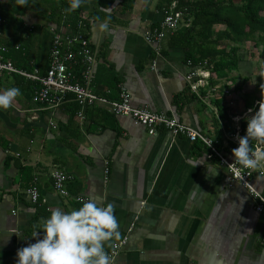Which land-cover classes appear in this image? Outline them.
Wrapping results in <instances>:
<instances>
[{"label":"crops","instance_id":"1","mask_svg":"<svg viewBox=\"0 0 264 264\" xmlns=\"http://www.w3.org/2000/svg\"><path fill=\"white\" fill-rule=\"evenodd\" d=\"M156 2L135 0L130 12L91 23L87 37L98 52L92 87L109 100L124 87L132 106L198 129L232 160L241 120L252 111L245 105L242 113L234 111L229 101L235 97L225 96L229 90L223 88L231 80L199 84V77L189 78L192 70L208 68L193 67L182 47L168 44L167 37L144 39L143 31L163 19ZM37 13H23L19 29L13 21L0 25V43H10L5 57L14 67L43 74L57 32ZM13 86L21 94L0 108V264H16L17 250L37 239L50 209L71 211L83 203L76 196H99L115 205L119 236L106 241L105 249L126 240L108 264H264V216L225 165L207 158L202 143L162 128L150 134L103 104L80 109L72 99L56 107L35 103L34 81L0 72V91ZM55 169L69 175V196L54 188ZM251 183L264 196V175H254ZM33 184L40 195L36 203L26 192Z\"/></svg>","mask_w":264,"mask_h":264},{"label":"trees","instance_id":"2","mask_svg":"<svg viewBox=\"0 0 264 264\" xmlns=\"http://www.w3.org/2000/svg\"><path fill=\"white\" fill-rule=\"evenodd\" d=\"M174 1V11L182 12L183 23L172 33L166 34L167 43L182 47L186 60L193 67L208 68L210 79L223 78L224 81L235 82L237 77L229 75L239 69L240 44L253 41L256 46H264V0H157L155 7L159 11L169 12ZM134 4L135 0H83L79 8L66 12L70 0H3L0 17L3 18L2 24L13 21L18 23L19 29L23 24V13L37 10L36 16H43L46 24L52 26L55 32L67 28L71 35L87 37L92 22L115 18L116 12L126 14ZM159 23L151 25L158 27ZM218 26H221L219 30L216 29ZM9 44H6L8 48L11 47ZM51 46L52 37L50 49ZM76 48L75 44L72 49ZM80 68L75 66L76 72ZM260 90L264 93V86ZM220 103L218 105L222 107ZM73 104L78 107L76 102ZM257 104L245 101L246 108L252 109V112L241 120V137L246 135L247 118L257 110ZM249 142L253 149L256 139L250 138ZM23 170L29 171L28 168Z\"/></svg>","mask_w":264,"mask_h":264},{"label":"built area","instance_id":"3","mask_svg":"<svg viewBox=\"0 0 264 264\" xmlns=\"http://www.w3.org/2000/svg\"><path fill=\"white\" fill-rule=\"evenodd\" d=\"M3 1L0 0V4ZM176 1L171 3L169 12H164L163 19L158 27L149 25L143 31V37L146 41L157 43L165 38L167 33H172L183 23V15L180 11H174ZM3 18L0 17V25H3ZM54 31V30H53ZM76 49H72L74 45ZM9 48L0 44V72L19 74L36 83L33 93V101L48 107H56L69 99L74 100L80 109L95 104L108 106L111 111L117 115H126L135 122L143 125L148 133L154 134L159 128L167 130L173 136H184L191 142H200L207 149V158H218L220 163L224 164L229 177L232 181L240 183L254 200V209L257 213L264 216V196L254 188L251 179L254 175H264V147L261 139H256L252 152L260 157V164L256 168H245L235 163V158L230 160L219 150L215 141L209 135L200 132L198 129L188 126L173 116L165 113L152 112L146 107H134L130 103L129 93L124 87H119L118 98L109 100L95 93L92 87L94 65L98 59L97 50L91 46L88 37L82 34H59L52 36V46L49 53V62L46 71L41 74L38 69L30 70L18 69L12 62L5 57ZM75 66H81L79 72H76ZM199 77L197 83L204 84L205 79L210 78L211 73L208 69H194L190 72L189 78ZM250 110V108H248ZM247 110L248 112H251ZM252 110V109H251ZM83 118L82 112L77 114ZM241 137V136H240ZM239 142V137L236 139ZM105 173L108 170L105 169ZM54 188L63 196H69L70 193L65 187L69 175L61 170L55 169L52 174ZM33 203L38 202L39 192L35 184L27 189ZM86 198L81 196L74 197L77 202H83ZM126 238L123 239L125 241ZM113 243L110 250L107 251L109 260H112L119 251L122 242Z\"/></svg>","mask_w":264,"mask_h":264},{"label":"clouds","instance_id":"4","mask_svg":"<svg viewBox=\"0 0 264 264\" xmlns=\"http://www.w3.org/2000/svg\"><path fill=\"white\" fill-rule=\"evenodd\" d=\"M82 2L70 0L65 11L79 8ZM101 27L107 29L108 23ZM20 94L21 89L15 86L0 91V108L10 107ZM258 104V109L247 118L246 135L239 137L238 146L232 149L235 163L245 168L260 164L261 158L252 152L249 142L250 138L264 140V100ZM42 228V232L35 234L34 242L17 250L16 264H108L105 242L119 236L115 205L105 204L99 196L85 199L71 211L50 209Z\"/></svg>","mask_w":264,"mask_h":264},{"label":"rangeland","instance_id":"5","mask_svg":"<svg viewBox=\"0 0 264 264\" xmlns=\"http://www.w3.org/2000/svg\"><path fill=\"white\" fill-rule=\"evenodd\" d=\"M220 28L221 26L216 27L217 30ZM240 48L239 69L231 73L237 77L236 83H226L223 88L229 90L224 93L225 96L235 97L229 101L234 102L232 106L234 111L239 110L242 113L246 100L253 102L254 105L264 100V93L260 90L264 86V46H256L253 41H248L240 44ZM230 93L234 94L231 96ZM257 105L258 109L259 104ZM262 141L264 147V140Z\"/></svg>","mask_w":264,"mask_h":264}]
</instances>
